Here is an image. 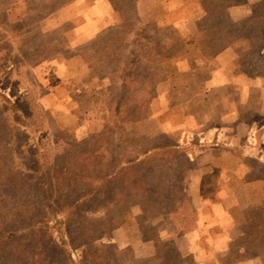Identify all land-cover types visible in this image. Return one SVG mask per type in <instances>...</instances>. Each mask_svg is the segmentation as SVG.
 <instances>
[{"label":"rangeland","instance_id":"374dc122","mask_svg":"<svg viewBox=\"0 0 264 264\" xmlns=\"http://www.w3.org/2000/svg\"><path fill=\"white\" fill-rule=\"evenodd\" d=\"M0 233V264H264V0H0Z\"/></svg>","mask_w":264,"mask_h":264},{"label":"trees","instance_id":"16d2710c","mask_svg":"<svg viewBox=\"0 0 264 264\" xmlns=\"http://www.w3.org/2000/svg\"><path fill=\"white\" fill-rule=\"evenodd\" d=\"M46 198H47V197H46ZM69 231H70V227H69V225H67V227H66V232H67V234H68V237L70 238V241H73V240H71V239H73V238H71V236H70L71 234H69ZM11 236H12V234H9V235L7 236L6 234H1V233H0V245L3 246L2 244H3L4 242L8 241V240L11 238ZM78 264H83V260L79 261Z\"/></svg>","mask_w":264,"mask_h":264}]
</instances>
